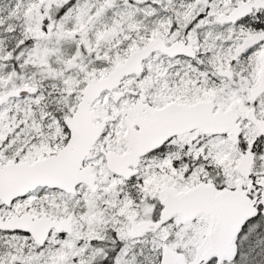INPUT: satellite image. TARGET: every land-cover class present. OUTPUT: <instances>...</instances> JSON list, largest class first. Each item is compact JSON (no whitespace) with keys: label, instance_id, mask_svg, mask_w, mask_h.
Masks as SVG:
<instances>
[{"label":"snow or ice","instance_id":"snow-or-ice-1","mask_svg":"<svg viewBox=\"0 0 264 264\" xmlns=\"http://www.w3.org/2000/svg\"><path fill=\"white\" fill-rule=\"evenodd\" d=\"M0 264H264V0H0Z\"/></svg>","mask_w":264,"mask_h":264}]
</instances>
